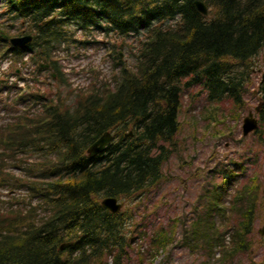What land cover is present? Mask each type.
I'll return each instance as SVG.
<instances>
[{"label": "trees", "instance_id": "1", "mask_svg": "<svg viewBox=\"0 0 264 264\" xmlns=\"http://www.w3.org/2000/svg\"><path fill=\"white\" fill-rule=\"evenodd\" d=\"M200 1L207 15L195 0H0L20 34L32 36L26 46L12 49L35 50L34 60L49 63L57 85V101L44 114L0 130V185L28 187L49 210L39 222L34 210L0 212V264H106L110 256L113 264H129L132 250L137 262L131 264H154L171 250L177 222L150 234L137 207L167 179L163 166L179 151L180 114L188 116L194 108L196 95L189 89L196 85L206 92L204 119L210 114L224 122L218 106L225 103L229 116L239 120L255 92L261 105L247 148L238 160L230 159L234 167H216L190 219L179 221L183 229L175 244L204 251L200 264H215L216 249L222 252L219 264H233L264 245V237L252 239L258 201L264 205V163L257 168L264 158V82L256 83L254 74L264 50V0ZM73 29L87 35L104 30L115 38L106 56L111 80L94 72L91 86L78 93L61 88L68 83L53 56ZM72 42L106 45L95 39ZM122 43L131 66L122 58ZM185 93L189 103L183 109ZM104 132L113 139L104 152L89 156L87 148ZM245 160L254 169L240 179ZM13 166L24 176L14 175ZM104 197L118 198L124 208L108 211L100 204ZM146 238L143 252L138 240Z\"/></svg>", "mask_w": 264, "mask_h": 264}, {"label": "rangeland", "instance_id": "2", "mask_svg": "<svg viewBox=\"0 0 264 264\" xmlns=\"http://www.w3.org/2000/svg\"><path fill=\"white\" fill-rule=\"evenodd\" d=\"M127 39H129V37ZM131 39H133V37H131ZM109 48L110 47H107V49H105V55L110 53L111 48ZM120 51L127 63L133 62L131 58L132 56L128 53V49L124 44ZM255 60L258 65V67L255 68L254 73L255 82L259 83L262 78V73L264 72V50L260 52ZM86 61L81 63H84L86 66L88 64ZM98 61H100L99 55ZM77 63L78 62L74 60L69 64L72 66ZM77 65H80V63ZM104 69L109 72L108 68ZM61 88L64 90L69 89L73 92L72 86H67L65 88L62 86ZM189 91L194 92L196 95L192 103L194 108L190 111V115L188 116L183 112L180 114V120L183 123V130L179 134V151L174 153L163 166L167 179L156 190L148 194V197L143 199V202L137 207L138 214L145 215L149 221L146 226V231L150 234L154 227L161 226L167 228L169 224L177 222L176 238L171 250L169 246L167 250L161 253L154 264H200L205 260L206 256L204 251H190L188 247L175 244L177 239L181 237V230L183 229L179 221L190 219L193 206L197 200L201 187L206 185L209 178L215 174L214 170H216V167H221L224 164L234 167L233 164L230 163L232 161L230 159L238 160L239 154L243 153V150L247 148L251 141V136H242V119L247 115L249 110L253 111L254 107L260 102V94H258V92H255L254 98L247 96L246 101L249 106L243 111L241 118L237 121L229 116L232 115L231 111L228 110V105L223 103L221 106H218L223 110L218 112L225 113L226 119L224 122H218L214 120L210 114L207 119H204L201 115L202 106L206 103V92L202 87L196 85L190 88ZM187 94L188 93H185L183 96V109H186V106H188L189 103V97ZM212 108L214 109L215 107ZM1 114L2 110H0V118ZM7 121L8 120H0V123L3 125ZM241 137H245L246 139L240 141ZM19 156H23V154H20ZM245 163L247 164V167L242 176H240V179L248 173L250 174L254 169V166L251 165L248 160H245ZM263 163L264 158L262 157L257 163V168L260 169ZM10 170L17 177H22L19 173V168L13 166ZM262 178V180H264V174L262 175ZM239 182L240 180L236 184L238 185ZM233 187L231 188L232 193L234 192ZM262 189L264 190V185H262L260 191V195L264 196ZM228 199H230V197H227V200L225 201L226 205L228 204ZM131 206L135 205L131 204ZM263 228L264 205L262 206L259 200L256 210V219L252 226V239L254 241L257 242V237L261 236L259 231L261 229L263 230ZM231 233L232 231H229L225 236L226 243L230 241ZM146 240L148 239L146 238L142 241L138 240L141 246L140 249L143 252L147 249ZM214 253L212 262L219 264L222 252L217 251L216 249ZM167 254L169 255L168 259L166 258ZM129 255V264L137 262L135 250L130 251ZM263 258L264 245L262 247H257V249L252 252L251 258H248L245 255L235 257L233 259V264H249V259H252L255 264H257L256 262L263 263V261H261ZM220 264L223 263L221 262Z\"/></svg>", "mask_w": 264, "mask_h": 264}, {"label": "water", "instance_id": "3", "mask_svg": "<svg viewBox=\"0 0 264 264\" xmlns=\"http://www.w3.org/2000/svg\"><path fill=\"white\" fill-rule=\"evenodd\" d=\"M196 9L206 15L208 13V9L205 4L200 0H195L194 2ZM32 37L30 35L18 37V38H11L10 42L13 46L22 47L26 43H28ZM44 67H48V64L42 65ZM262 81H264V73L262 75ZM261 103L255 107V111L258 112ZM258 127V119L254 116L252 111H249L248 114L243 118L242 121V133L244 136L249 134L250 132L256 130ZM127 135V134H126ZM128 135H131L129 133ZM112 140V135L109 132H104L95 142H93L88 148L87 153L89 156H94L103 152L106 146ZM101 205L112 213L119 212L123 206L122 202H119L116 197H105L101 200ZM261 235H264V228L259 231ZM262 264V263H260Z\"/></svg>", "mask_w": 264, "mask_h": 264}, {"label": "bare ground", "instance_id": "4", "mask_svg": "<svg viewBox=\"0 0 264 264\" xmlns=\"http://www.w3.org/2000/svg\"><path fill=\"white\" fill-rule=\"evenodd\" d=\"M104 198H105V197H104ZM102 199H103V198H102ZM102 199H101V200H102ZM40 220H41V219L35 218V221H36V222H39Z\"/></svg>", "mask_w": 264, "mask_h": 264}]
</instances>
